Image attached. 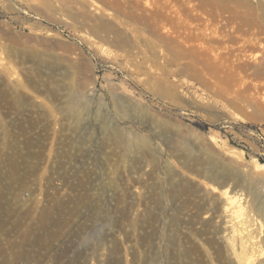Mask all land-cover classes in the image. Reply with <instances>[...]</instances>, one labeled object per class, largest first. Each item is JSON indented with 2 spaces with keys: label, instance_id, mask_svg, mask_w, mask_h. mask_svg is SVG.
Here are the masks:
<instances>
[{
  "label": "rangeland",
  "instance_id": "374dc122",
  "mask_svg": "<svg viewBox=\"0 0 264 264\" xmlns=\"http://www.w3.org/2000/svg\"><path fill=\"white\" fill-rule=\"evenodd\" d=\"M222 183L262 218L264 0H0V264H264Z\"/></svg>",
  "mask_w": 264,
  "mask_h": 264
},
{
  "label": "bare ground",
  "instance_id": "6f19581e",
  "mask_svg": "<svg viewBox=\"0 0 264 264\" xmlns=\"http://www.w3.org/2000/svg\"><path fill=\"white\" fill-rule=\"evenodd\" d=\"M215 177L216 176H214V178ZM225 177L227 179H232L229 174H227ZM225 185L224 183L220 184L221 195L223 199L225 198L224 201L225 204L223 209V212L226 213L225 227H229L228 229H230V232L233 234V237L236 235L235 233L238 234L237 238H235V241H237L235 245L237 244L239 245L238 248H240L239 249L240 252H238L239 251L238 249H237L238 251L235 250L237 252V255L238 253H242V255L241 254L240 255L241 256L245 255L249 262L253 261L257 253L260 254L264 253V240L262 241V238L260 239V235L258 236L259 229L256 228V226H258V228L259 227L262 228L264 226V209L260 208V212H261L260 215L262 216V218L260 219L258 217L255 218L248 212L245 218H242V220H238V217L244 214L242 211L243 210L242 206L244 205V199H245L243 193L244 190L242 191V193H235L234 189H232L231 186L226 187ZM237 186L238 187L241 186L239 182ZM238 212L241 213H239L237 216L236 214ZM245 256L243 258H245ZM246 258L244 260L245 262H246Z\"/></svg>",
  "mask_w": 264,
  "mask_h": 264
},
{
  "label": "trees",
  "instance_id": "16d2710c",
  "mask_svg": "<svg viewBox=\"0 0 264 264\" xmlns=\"http://www.w3.org/2000/svg\"><path fill=\"white\" fill-rule=\"evenodd\" d=\"M261 162H263V161L261 160Z\"/></svg>",
  "mask_w": 264,
  "mask_h": 264
}]
</instances>
